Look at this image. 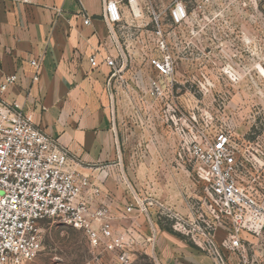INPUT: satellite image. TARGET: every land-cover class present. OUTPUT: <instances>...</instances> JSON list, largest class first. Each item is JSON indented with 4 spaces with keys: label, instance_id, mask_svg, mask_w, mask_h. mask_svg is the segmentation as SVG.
Returning a JSON list of instances; mask_svg holds the SVG:
<instances>
[{
    "label": "built area",
    "instance_id": "built-area-1",
    "mask_svg": "<svg viewBox=\"0 0 264 264\" xmlns=\"http://www.w3.org/2000/svg\"><path fill=\"white\" fill-rule=\"evenodd\" d=\"M103 19L116 56L107 53L103 62L110 69L109 85L114 83L127 96L137 123L142 114L158 109L161 122L178 139L180 157L188 155L197 178L205 183L207 196L202 206L191 208L190 217L156 203L151 197H134L140 211L151 221V210L160 219H171L175 232L207 255L212 264H264V183L260 170L251 173L248 157L240 158L232 136L221 132L207 144L194 134L180 116L176 102L179 57H175L165 33L161 13L152 12L155 50L148 57L150 71L136 70L133 55L136 26L124 20L123 7L135 14L137 0H102ZM190 19L187 4L173 0L169 13L172 27L178 29ZM85 25L90 24L87 17ZM174 30V34H175ZM122 35L127 40L122 41ZM175 35H180V31ZM181 44V42L179 43ZM175 45L180 47V45ZM183 60V58H181ZM92 67L97 56L90 57ZM39 81L42 59L30 60ZM16 76L0 84V264H25L43 250L39 224L57 220L84 232L94 249L115 251L124 247L123 237L114 232L109 208H93L86 200L90 178L74 170L69 152L56 139L37 128L23 106L4 98ZM100 175L106 178L107 172ZM92 195L100 191L94 189ZM218 231L226 235L218 238ZM120 264H131L122 254Z\"/></svg>",
    "mask_w": 264,
    "mask_h": 264
},
{
    "label": "crops",
    "instance_id": "crops-1",
    "mask_svg": "<svg viewBox=\"0 0 264 264\" xmlns=\"http://www.w3.org/2000/svg\"><path fill=\"white\" fill-rule=\"evenodd\" d=\"M102 13V0H0V84L17 77L4 97L20 103L37 128L67 149L74 170L92 183L86 200L95 209L109 208L116 234L137 238L143 231L145 241H153L158 264H212L187 237L165 228L154 209L149 222L134 201L143 187L145 199L185 212L170 200L169 183L157 190L152 177L169 172L185 185L186 173L169 169V161L180 155L155 150L154 142L163 148L169 135L158 109L143 113L137 123L123 90L116 83L110 87L103 60L107 53L116 56V50ZM87 17L89 25L84 24ZM92 56L97 67L91 65ZM34 58L42 59L37 82L32 81ZM131 144L141 149L130 151ZM95 188L98 196L92 195ZM225 235L218 231V238Z\"/></svg>",
    "mask_w": 264,
    "mask_h": 264
},
{
    "label": "rangeland",
    "instance_id": "rangeland-1",
    "mask_svg": "<svg viewBox=\"0 0 264 264\" xmlns=\"http://www.w3.org/2000/svg\"><path fill=\"white\" fill-rule=\"evenodd\" d=\"M181 1L187 4L190 19L178 29L169 21L173 0H137L135 14L128 3L123 7L124 20L136 26L135 68L144 73L150 71L148 57L155 50L152 12L161 13L175 57L180 58L176 102L181 118L194 125L195 137L203 144L221 132L230 134L238 156L248 157L251 173L255 172L253 161L264 183V0ZM174 30L180 35H175ZM121 37L123 42L128 39L127 35ZM161 127L168 131L163 123ZM168 132L163 148L154 142L155 150L179 155L181 145L170 129ZM131 146L130 151L141 149ZM188 157L169 161L171 171L180 168L186 173L185 185H179L182 181L169 172L152 177L157 190L169 183L170 200L175 207L182 204L186 209L174 211L185 217H190L191 208L198 210L207 196L205 183L197 178ZM140 190L139 197L145 199V189ZM161 222L173 230L171 219ZM39 229L43 250L25 264H120L122 254L130 257L131 264H158L153 241H145L143 231L137 238L123 237V248L106 251L92 248L83 231L57 220L42 221Z\"/></svg>",
    "mask_w": 264,
    "mask_h": 264
}]
</instances>
